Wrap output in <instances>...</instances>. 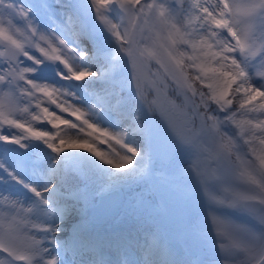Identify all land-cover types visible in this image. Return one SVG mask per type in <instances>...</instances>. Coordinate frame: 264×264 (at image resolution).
Listing matches in <instances>:
<instances>
[{"label": "snow or ice", "instance_id": "1", "mask_svg": "<svg viewBox=\"0 0 264 264\" xmlns=\"http://www.w3.org/2000/svg\"><path fill=\"white\" fill-rule=\"evenodd\" d=\"M0 264H264V0H0Z\"/></svg>", "mask_w": 264, "mask_h": 264}, {"label": "rangeland", "instance_id": "2", "mask_svg": "<svg viewBox=\"0 0 264 264\" xmlns=\"http://www.w3.org/2000/svg\"><path fill=\"white\" fill-rule=\"evenodd\" d=\"M39 53H37V55H38ZM100 147H102V148H104V147H107L106 145H101Z\"/></svg>", "mask_w": 264, "mask_h": 264}, {"label": "bare ground", "instance_id": "3", "mask_svg": "<svg viewBox=\"0 0 264 264\" xmlns=\"http://www.w3.org/2000/svg\"><path fill=\"white\" fill-rule=\"evenodd\" d=\"M54 107V106H53Z\"/></svg>", "mask_w": 264, "mask_h": 264}, {"label": "water", "instance_id": "4", "mask_svg": "<svg viewBox=\"0 0 264 264\" xmlns=\"http://www.w3.org/2000/svg\"><path fill=\"white\" fill-rule=\"evenodd\" d=\"M39 55V54H38Z\"/></svg>", "mask_w": 264, "mask_h": 264}]
</instances>
